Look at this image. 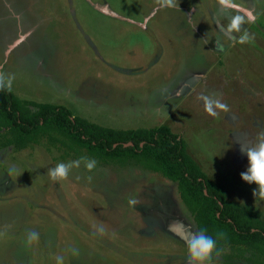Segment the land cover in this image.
<instances>
[{"label":"rangeland","instance_id":"obj_1","mask_svg":"<svg viewBox=\"0 0 264 264\" xmlns=\"http://www.w3.org/2000/svg\"><path fill=\"white\" fill-rule=\"evenodd\" d=\"M245 32L254 41L240 43ZM0 71L15 77L19 99L103 127L167 126L228 201L264 218L257 185L240 175L241 147L264 131V0H0ZM81 156L97 167L48 177ZM196 231L176 183L159 173L101 161L57 134L23 150L0 137V264H191Z\"/></svg>","mask_w":264,"mask_h":264},{"label":"trees","instance_id":"obj_2","mask_svg":"<svg viewBox=\"0 0 264 264\" xmlns=\"http://www.w3.org/2000/svg\"><path fill=\"white\" fill-rule=\"evenodd\" d=\"M0 131L4 145L15 150L57 134L101 161L134 163L159 173L176 183L197 230L204 229L217 240L223 258L264 264V218L252 206L228 201L224 190L205 176L184 141L167 126L103 127L73 117L66 107L19 99L5 88L0 90ZM220 233L222 238H217Z\"/></svg>","mask_w":264,"mask_h":264},{"label":"clouds","instance_id":"obj_3","mask_svg":"<svg viewBox=\"0 0 264 264\" xmlns=\"http://www.w3.org/2000/svg\"><path fill=\"white\" fill-rule=\"evenodd\" d=\"M165 5H173V0H161ZM224 3V0H221ZM242 23L240 19H234L232 27L239 31V26ZM255 37L252 34L245 32L239 37L240 43H248L254 41ZM14 76L8 74L7 76L0 71V90L7 88L11 89ZM207 102V98H205ZM218 103L219 108L226 109L227 106L223 103ZM248 147H241V153L245 154L248 159V167L246 171L242 172L241 179L248 184L257 185V189L253 191V196L264 200V131H262L257 141L248 143ZM81 165L91 172L97 167V161L87 156H81L79 159L59 162L55 167L48 169L47 175L52 181H60L68 179L73 169H79ZM80 177H77L79 179ZM91 180V177H88ZM129 205L134 206L138 201L134 198L129 199ZM100 233L103 232V228L98 230ZM223 234H217V238H222ZM39 240V233L36 231H29L27 236V242L32 244ZM188 244V255L191 264H214V256L218 259L223 253L221 249L217 248V240L212 236L208 235L206 230L200 229L199 231L193 232L190 239L187 241ZM73 255H78L76 248L70 249ZM64 257L57 256V264H63Z\"/></svg>","mask_w":264,"mask_h":264},{"label":"bare ground","instance_id":"obj_4","mask_svg":"<svg viewBox=\"0 0 264 264\" xmlns=\"http://www.w3.org/2000/svg\"><path fill=\"white\" fill-rule=\"evenodd\" d=\"M178 223L174 224V223H170L169 224V228L173 231H175L178 235H182L184 238H187V232L184 231L183 229H179V227H177Z\"/></svg>","mask_w":264,"mask_h":264}]
</instances>
